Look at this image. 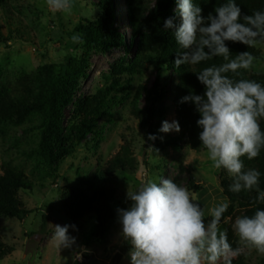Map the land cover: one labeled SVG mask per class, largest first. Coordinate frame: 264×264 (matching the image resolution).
<instances>
[{
    "label": "rangeland",
    "instance_id": "obj_1",
    "mask_svg": "<svg viewBox=\"0 0 264 264\" xmlns=\"http://www.w3.org/2000/svg\"><path fill=\"white\" fill-rule=\"evenodd\" d=\"M156 0H137V10L131 9L132 0H113V19L117 31L124 37L119 48L79 45L71 48L74 28L78 24L101 18L98 0H73L70 11L57 12L47 6L46 0H5L10 15L9 24L0 21L3 32L11 42L0 45V99L18 88L28 98L38 99L50 74L56 73L67 58L83 69L77 89L69 99L62 123L63 136L74 127L85 136L73 133L64 144L63 157L53 165L45 161L41 148L42 119L38 112H25L20 107L6 109L7 116L0 121V175L4 169L21 172L30 182L31 190H21L18 199L29 215L23 221L0 217V239L13 252L0 260V264H130V246L121 236L117 210L127 209L131 202L127 192L135 191L149 179L170 178L187 188L202 206L210 208L226 197L222 185L231 181L226 170L216 169L208 159L207 150L194 152L186 147L177 151L153 153L146 149L152 141L141 131L132 116L131 102L136 97L137 107L144 110L142 87L151 89L157 79L166 96L156 134L160 142L175 132L159 131L163 121L175 120L177 74L161 68L159 77L155 67L145 62L133 73V60L138 57L146 39L156 40L160 34L157 25H142ZM133 8V6H132ZM2 20V19H1ZM260 51L246 76L264 74V45L254 47ZM113 82L129 84L125 93L114 88L105 106L96 110L98 96ZM88 123L84 126V122ZM128 143L137 163L136 172L119 173L112 178L103 177L99 170ZM190 177L198 187H188ZM101 184L115 189L118 199L111 203L113 216L107 222V232L101 238L94 218H85L69 230L76 238L70 248H63L53 240L55 225H71L62 210V196L69 189L88 191ZM228 200V199H227ZM47 215V234L39 235L42 217ZM232 222L226 218L221 230L230 231ZM237 243L244 250L233 260L247 264H260L264 254L251 246ZM223 264V261H220Z\"/></svg>",
    "mask_w": 264,
    "mask_h": 264
},
{
    "label": "clouds",
    "instance_id": "obj_2",
    "mask_svg": "<svg viewBox=\"0 0 264 264\" xmlns=\"http://www.w3.org/2000/svg\"><path fill=\"white\" fill-rule=\"evenodd\" d=\"M57 12L70 11L73 0H46ZM175 15L164 22L172 31L181 49L174 65L195 66L221 57L225 61L200 70L198 81L205 87L203 95L190 92L181 103H192L200 118L199 140L207 150L208 159L216 169L226 170L232 178L229 191L256 192L254 203L264 204V189L260 187L261 173L246 169L243 157L252 160L264 150V84L250 79H235L240 70L253 67L256 57L249 51L234 58L227 42L240 43L247 48L264 44V10L248 15L236 0H225L214 8V14L203 15L196 0H175ZM177 18L179 23L176 22ZM73 42H82L79 34ZM232 73L234 76H229ZM178 121H163L161 133L180 132ZM155 140V135H149ZM131 202L128 209L117 210L121 236L130 246V264H232V258L243 248H233L221 221L228 212L226 198L206 208L192 193L170 178L149 179L135 191L127 192ZM53 240L70 248L76 238L69 230L75 225H55ZM233 231L245 246L264 254V209L257 208L252 216L236 217Z\"/></svg>",
    "mask_w": 264,
    "mask_h": 264
},
{
    "label": "trees",
    "instance_id": "obj_3",
    "mask_svg": "<svg viewBox=\"0 0 264 264\" xmlns=\"http://www.w3.org/2000/svg\"><path fill=\"white\" fill-rule=\"evenodd\" d=\"M225 0H196V3L203 9V15L207 16L210 12L214 14V8L219 7ZM240 5L242 12L251 15L256 10H264V0H236ZM96 6L99 8L101 18L87 22L85 25L78 24L74 28V35L82 36V42H73L71 39V48H76L79 45L86 46H102L104 48L114 49L119 48L124 44V37L117 31L113 19V0H98ZM133 6V8H132ZM131 9L136 12L137 0H132ZM175 0H156L153 8L148 12L142 25L155 24L158 27L160 34L157 39L149 41L146 39L141 47L138 57L133 60V73H138L145 62L149 63L157 71V78L161 68L172 70L177 74V97L175 100V121L179 122L180 132L174 133L168 140L160 142L155 132L158 125V120L161 118L165 110L162 109L163 102L166 96L164 88L160 87L159 78L151 89L144 87L138 90V94L144 95L145 107L140 111L137 107V98L131 102L132 116L138 121L139 128L145 132L146 138L149 135H155L157 139L152 141V146L146 149L152 150L153 153H162L167 150L177 151L183 147L194 152H200L203 148L199 140L201 131L197 126V120L200 118L192 103H181V99L189 95L190 92L203 95L205 87L198 81L197 74L205 67L212 65L219 66L225 61L221 57H215L212 60L202 62L199 65L189 66L183 65L177 68L174 65L176 53L181 49L177 45L172 31L164 29V22L174 17ZM10 15L5 7V0H0V21L10 22ZM2 19V20H1ZM179 23V19L176 20ZM10 38H7L0 23V45L10 43ZM264 45V44H262ZM227 46L232 52L234 58L237 54L249 51L257 59L261 58L260 51L255 48H247L240 43L227 42ZM248 70H240L239 76L229 73V76H234L235 79H250L264 84V74H254L247 77ZM83 75V69L75 64L70 58H67L60 69L50 74L46 81L44 90L40 93L38 99L28 98L23 90L15 88L5 93L0 99V121L7 116L6 109L20 107L25 112H38L42 119V143L41 148L44 153L45 161L48 165H53L58 162L64 155V144L67 142L70 135L78 133V136H85V131L74 127L66 136L62 133V123L64 111L69 99L73 96L77 89V82L80 76ZM121 82H113V86L105 89L98 96L96 110L105 106L106 100L110 94L115 92L114 88L125 93V89L129 88V84L121 85ZM88 122L85 121L84 125ZM261 128L264 129V120L260 121ZM244 160L246 169H257L262 175L260 178V187L264 189V150L260 155L252 160L246 157ZM137 163L134 158L133 151L128 143L122 145L119 151L112 156L104 166L99 170V173L106 178H112L119 173L136 172ZM223 170V169H222ZM230 182L222 185L224 193L230 201L228 212L225 213L224 221L230 218L232 225L238 216H252L257 208L264 209V204L254 203L257 193L242 191L233 193L229 191ZM188 187L197 190L193 179L190 177ZM21 190H31L29 180L19 171L6 168L4 173L0 175V217L16 219L23 221L29 215V211L25 209L23 204L18 199V193ZM118 199V193L115 189L106 184H101L88 191H78L69 189L62 196V210L64 216L70 220L71 225L81 222L85 218H94L97 223L99 235L101 238L107 232V222L113 216L111 203ZM221 221V222H222ZM47 215L42 217V224L39 229V235L47 234ZM228 240L233 248L239 247L237 243V235L234 233L231 226L230 231H227ZM129 246L126 243V247ZM12 247L5 245L0 239V260L10 255L13 252ZM232 264H247L243 260H233ZM264 264V259L260 262Z\"/></svg>",
    "mask_w": 264,
    "mask_h": 264
},
{
    "label": "water",
    "instance_id": "obj_4",
    "mask_svg": "<svg viewBox=\"0 0 264 264\" xmlns=\"http://www.w3.org/2000/svg\"><path fill=\"white\" fill-rule=\"evenodd\" d=\"M128 208H130V206H129V205L127 206V209H128Z\"/></svg>",
    "mask_w": 264,
    "mask_h": 264
}]
</instances>
